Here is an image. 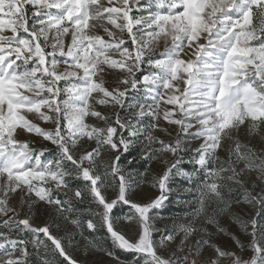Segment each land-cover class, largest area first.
Wrapping results in <instances>:
<instances>
[{"label": "snow or ice", "instance_id": "snow-or-ice-1", "mask_svg": "<svg viewBox=\"0 0 264 264\" xmlns=\"http://www.w3.org/2000/svg\"><path fill=\"white\" fill-rule=\"evenodd\" d=\"M119 252L264 264V0H0V264Z\"/></svg>", "mask_w": 264, "mask_h": 264}, {"label": "rangeland", "instance_id": "rangeland-1", "mask_svg": "<svg viewBox=\"0 0 264 264\" xmlns=\"http://www.w3.org/2000/svg\"><path fill=\"white\" fill-rule=\"evenodd\" d=\"M240 136H241V140L244 142V143H247L248 142V140H250L251 139V137H247L246 136V132H242L241 134H240ZM21 138H23V137H21ZM260 139V137L259 136H257V140H259ZM188 158L187 157H185V160H187ZM189 167H191V165H189ZM177 182H179V181H177ZM126 210V209H125ZM180 211V208H179V206H177V205H169L168 206V209L166 210V212H165V215H173V214H176V213H178ZM37 223H39V221H36ZM225 225L227 226V225H231V228H232V230L234 231V232H236L238 235H240V237H241V239H242V242H245L246 243V241H244V239H243V233H242V231H240V229L238 228V226H236L235 224H232V222L230 221V220H225ZM209 231H214V229L212 228V226H209ZM218 239L220 240V242L222 243V244H224L226 241H227V237H223V235L221 234V236L220 237H218ZM40 251L43 253L45 250L43 249V248H41L40 249ZM239 251V250H238ZM81 254H83V250L81 249ZM242 255L245 257V258H247V257H249V256H251V252L250 251H246V252H244V253H242ZM92 261H97V260H101V259H104V257H102V256H100V255H93V256H91V258H90ZM121 261V264H128V262L130 261H122V260H120ZM223 264H227V261L225 260V261H223Z\"/></svg>", "mask_w": 264, "mask_h": 264}, {"label": "trees", "instance_id": "trees-1", "mask_svg": "<svg viewBox=\"0 0 264 264\" xmlns=\"http://www.w3.org/2000/svg\"><path fill=\"white\" fill-rule=\"evenodd\" d=\"M133 155H135V153H134ZM129 159H132V157H129ZM139 165H140V162L137 161L135 166H136L138 169H139ZM188 167H189V165H188ZM189 168H190V167H189ZM140 170L142 171V169H140ZM28 238L31 239V236L29 235ZM118 255L120 256V260H122V261H129V260L132 259V256H131L130 254H127V253L119 252Z\"/></svg>", "mask_w": 264, "mask_h": 264}]
</instances>
